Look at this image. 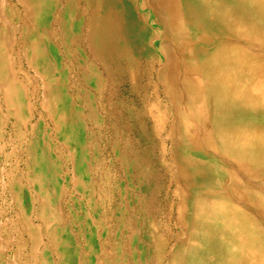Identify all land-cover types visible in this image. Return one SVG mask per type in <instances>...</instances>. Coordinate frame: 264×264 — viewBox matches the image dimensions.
Masks as SVG:
<instances>
[{"label": "bare ground", "instance_id": "6f19581e", "mask_svg": "<svg viewBox=\"0 0 264 264\" xmlns=\"http://www.w3.org/2000/svg\"><path fill=\"white\" fill-rule=\"evenodd\" d=\"M134 132L178 200L158 261L264 264V0H0V264H123L82 204Z\"/></svg>", "mask_w": 264, "mask_h": 264}, {"label": "rangeland", "instance_id": "374dc122", "mask_svg": "<svg viewBox=\"0 0 264 264\" xmlns=\"http://www.w3.org/2000/svg\"><path fill=\"white\" fill-rule=\"evenodd\" d=\"M88 60L90 61V59ZM148 126V128L151 127L150 125ZM169 126L170 124H167L165 129L167 130ZM85 131V138L89 143V150L87 153V181L89 187H92L95 177L93 163L96 159V156H94L95 134L93 126L91 123H89V121H86ZM126 141L130 142V152L139 155L141 154L143 157L141 155L140 156L144 159V157L147 155V151L149 150H146L140 135L134 132L122 136L120 154L123 157L129 153L128 147L126 146ZM162 143L165 146L167 145V148L168 144H170L165 132L162 134ZM101 144V160L108 163V166L105 167V169L107 170L108 168L111 177L110 184L107 185V193L109 196H111V203L104 202V204H102L100 207L102 210L101 223L95 221L94 209H91L88 204L83 203L82 205L85 210V218L88 217L91 221L93 231H96L97 234L104 233L109 242L115 243L117 246L116 250L118 249V252H116L117 254L120 253L119 255L121 256V263L166 264L168 253L174 245V240H172V238L182 229L180 228L178 221V200L176 199L174 193V185H171V183L164 177L163 170L161 171L163 176L160 177L159 166L157 165L156 160H154L155 156L153 159V155H157L158 151L156 152L155 150L153 154L150 153L152 158L149 163L150 166L148 165V171L147 168L145 169V166L142 164V162L132 163L134 162V158L131 156L130 158H127L126 156V159L128 160L126 164H124L125 166L121 167L119 162L117 160H113V158L110 156L105 139L101 141ZM136 144L138 145L136 146ZM169 154V150L167 149L166 157L168 159L171 157ZM154 165H156V167ZM68 170L69 168L67 166L62 168L60 181L62 182L63 188L61 191L64 192V194H73L76 198L83 202L82 198L77 195L75 191H73V188L68 186L66 183L65 175ZM132 174H134V176H132ZM152 181H154V183ZM91 193L93 197L94 191H91ZM62 202V207L67 211V201ZM64 216L67 218L65 211ZM72 231L75 235V243L78 245L79 240L76 237L77 228L72 227ZM157 239H160L161 242L159 243L158 241V243H156ZM157 244L160 247H158ZM162 251L165 252L164 255L167 259L164 258L161 263L158 261V259H160L159 255Z\"/></svg>", "mask_w": 264, "mask_h": 264}]
</instances>
